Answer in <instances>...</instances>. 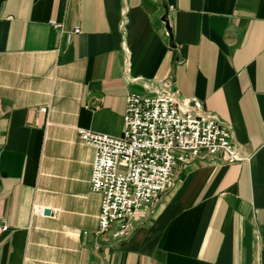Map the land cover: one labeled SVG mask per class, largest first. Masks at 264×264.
<instances>
[{
	"label": "crops",
	"instance_id": "crops-1",
	"mask_svg": "<svg viewBox=\"0 0 264 264\" xmlns=\"http://www.w3.org/2000/svg\"><path fill=\"white\" fill-rule=\"evenodd\" d=\"M129 92L199 100L245 158L176 159L118 238L77 130L120 135ZM0 221V264H264V0H0Z\"/></svg>",
	"mask_w": 264,
	"mask_h": 264
},
{
	"label": "built area",
	"instance_id": "built-area-1",
	"mask_svg": "<svg viewBox=\"0 0 264 264\" xmlns=\"http://www.w3.org/2000/svg\"><path fill=\"white\" fill-rule=\"evenodd\" d=\"M61 28V24L56 23ZM71 32L79 31L78 26ZM94 147L90 188L101 195L96 233L116 223L114 237H126L131 221L145 205L158 202L173 185L176 159L187 157L242 160L227 126L202 109L195 98L180 102L173 92L125 96L120 135L78 128ZM183 153L175 156L173 149ZM8 228L0 221V232Z\"/></svg>",
	"mask_w": 264,
	"mask_h": 264
},
{
	"label": "water",
	"instance_id": "water-1",
	"mask_svg": "<svg viewBox=\"0 0 264 264\" xmlns=\"http://www.w3.org/2000/svg\"><path fill=\"white\" fill-rule=\"evenodd\" d=\"M44 212L47 213L48 212V209H44Z\"/></svg>",
	"mask_w": 264,
	"mask_h": 264
}]
</instances>
